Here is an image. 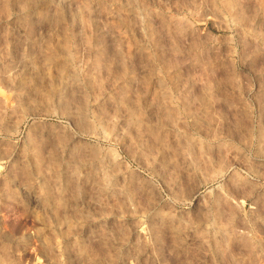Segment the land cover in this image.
<instances>
[{"label":"rangeland","instance_id":"1","mask_svg":"<svg viewBox=\"0 0 264 264\" xmlns=\"http://www.w3.org/2000/svg\"><path fill=\"white\" fill-rule=\"evenodd\" d=\"M0 264H264V0H0Z\"/></svg>","mask_w":264,"mask_h":264},{"label":"bare ground","instance_id":"2","mask_svg":"<svg viewBox=\"0 0 264 264\" xmlns=\"http://www.w3.org/2000/svg\"><path fill=\"white\" fill-rule=\"evenodd\" d=\"M67 98H68V96H67ZM67 98H65V99H67ZM68 99H70V101L72 100L70 97ZM62 101H64V100H62ZM70 101L66 100L65 103L63 105H61V109H58V111H55V112L49 114V116L52 115L57 119V121H56L57 123H50L48 125L49 129L51 130V132L48 133L49 138L51 139L50 141H52V139H53V140H55V142L57 141L63 147H67L70 150H74L75 152L76 151L80 152L81 149L85 148L84 150H86L85 153H86L87 159L88 160L90 159L93 163L94 162L95 163L104 162L107 164H112V162L114 163V161L117 160L116 157H114V156L108 157V154H107L108 152L105 153V151H104V144L112 142V139L109 136H107L106 134L105 135L101 134L100 132H98L95 129L91 130L90 129L91 127H89V129L87 126L85 127V124H87L86 123V114H84V112L82 111V107L79 104H72L73 101L72 102H70ZM49 110H50V108H49ZM47 111H48V109H47ZM42 126H44V125H42ZM88 126H90V125H88ZM85 128H86V130H85ZM89 139L98 142L99 145H96V146L94 145V147H93V145H92L93 143L90 145L91 141H89ZM57 142H56V144H57ZM111 154L112 153H110V155Z\"/></svg>","mask_w":264,"mask_h":264}]
</instances>
